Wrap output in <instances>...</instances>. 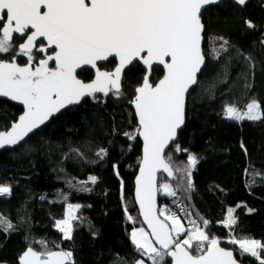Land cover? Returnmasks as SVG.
Segmentation results:
<instances>
[{"label": "trees", "instance_id": "1", "mask_svg": "<svg viewBox=\"0 0 264 264\" xmlns=\"http://www.w3.org/2000/svg\"><path fill=\"white\" fill-rule=\"evenodd\" d=\"M202 19L206 64L198 85L188 94L186 124L166 152L174 169L186 167L189 153L198 157L191 176L193 188L186 190L183 171L172 181L161 173L159 184L170 182L192 215L201 223V218L209 221V236L232 249L239 261L258 264L254 257L241 255L238 245L230 241L248 238L264 244V0H250L245 7L221 1L207 7ZM246 21L255 27H247ZM219 37L228 41L227 52L221 50ZM214 50L221 52L219 58ZM115 64L112 58L103 67L112 70ZM144 71L134 63L125 73L122 96L110 93L86 99L23 144L0 152V184L11 187V195L0 196V214L13 225L7 232L0 231V263L19 264L28 247L39 252L72 251L74 264H134L142 258L130 237L133 228L143 226L134 201L142 143L138 136L129 139L124 133L134 134L138 127L130 101ZM163 74L158 66L151 81ZM78 76L89 81L92 71L84 69ZM253 99L261 105V119L225 117V105L242 110ZM22 111L0 100V131L7 130ZM176 144L187 152H177ZM101 148L107 156H97ZM91 176L96 183H91ZM159 195L172 211V197ZM70 202L81 207L73 221L72 239L64 240L55 222L65 216ZM229 208L235 210L237 223L225 227L222 222ZM165 264H171L169 258Z\"/></svg>", "mask_w": 264, "mask_h": 264}, {"label": "snow or ice", "instance_id": "2", "mask_svg": "<svg viewBox=\"0 0 264 264\" xmlns=\"http://www.w3.org/2000/svg\"><path fill=\"white\" fill-rule=\"evenodd\" d=\"M219 2L0 0V55H11L10 60L0 58V97L19 101L25 108L10 130L0 131V148L19 144L55 113L79 105L86 97H94L96 93L107 96L110 92L122 96L125 69L134 63L143 65L144 75L130 101L138 127L134 134L124 135L129 139L143 138L135 196L143 222L150 231L134 228L131 241L137 253L147 257L151 264H165L168 257L172 264H238L233 251L221 247L220 240L205 231L207 219L201 218L203 227L189 220L192 227L186 229L175 212L156 207L157 192L177 196L171 183L158 185L157 173L176 179V173L183 171L181 179H186V190L193 188L191 176L198 157L189 153L186 167L174 169L171 154L166 155L165 149L176 140L185 122L186 94L198 85V74L205 66L202 17L208 5ZM235 3L244 5L246 0H235ZM246 25L255 27L251 21H246ZM17 39L22 42L16 44ZM219 39L223 41L221 50L227 52L228 41ZM261 43L264 44V39ZM214 53L215 58L220 57V51L214 50ZM18 58H26V62L21 65ZM110 58L118 59V64L112 70H102L97 62H108ZM245 59L252 66L251 57ZM84 66L95 70V78L90 82L78 78L77 70ZM158 66H163L164 75L155 83L150 82ZM224 115L230 120H259L261 105L255 99L246 104V110L228 104ZM175 150L187 152L179 144ZM96 154L104 157L108 152L101 148ZM89 180L94 184L97 178L91 176ZM10 193L9 185L0 184V195ZM80 207L68 204L66 217L55 222L62 239H72L73 221L79 218L76 213ZM234 211L227 210V219L222 222L225 227L237 223ZM127 218L135 223L131 215ZM12 228V223L0 214V231ZM230 242L238 245L241 255H250L258 264H264V244L260 241L233 238ZM19 264H74V260L72 251L39 252L28 247L19 257ZM134 264H145V260L141 258Z\"/></svg>", "mask_w": 264, "mask_h": 264}, {"label": "water", "instance_id": "3", "mask_svg": "<svg viewBox=\"0 0 264 264\" xmlns=\"http://www.w3.org/2000/svg\"><path fill=\"white\" fill-rule=\"evenodd\" d=\"M221 1H226V0H220V2ZM231 1H234L235 2V0H231ZM249 1L250 0H246V3L244 4V5H239V4H237V5H239L240 7H245V5L246 4H248L249 3ZM214 5H217V4H214ZM210 6H212V5H208L207 7H210ZM202 23L204 24V22H203V19H202ZM204 28H205V25H204ZM204 32H205V30H204ZM204 32L202 33V36H203V39H202V42H201V47H202V50L204 51ZM1 58V57H0ZM110 59H112V58H110ZM115 59V61H116V64H115V66L118 64V59H116V58H114ZM18 62V61H17ZM51 63V62H50ZM98 63V66H99V64L100 63H106V62H104V61H100V62H97ZM205 64H206V56H205ZM142 65V64H141ZM132 65H130L128 68H126L125 69V72H124V74H123V78H122V89H123V82H124V76H125V73H126V71L131 67ZM143 66V65H142ZM160 67H162L163 68V66H160ZM205 67V66H204ZM204 67L202 68V70L204 69ZM85 68H88V69H91V70H93L94 71V77H93V79L95 78V70L94 69H92L90 66H84L83 67V69H85ZM83 69H78L77 70V74L81 71V70H83ZM114 69V68H113ZM102 70H105V69H102ZM163 71H164V69H163ZM202 72V71H201ZM201 73H199L198 74V78H199V75H200ZM164 75V74H163ZM163 77V76H162ZM161 77V78H162ZM78 78L79 79H82V78H80L79 76H78ZM151 79H152V76L150 77V82H152L151 81ZM83 80V79H82ZM84 81V80H83ZM91 81V80H90ZM90 81H85V82H90ZM196 85H194L192 88H190L189 89V92L195 87ZM189 92H188V94H189ZM111 93V92H110ZM109 93V94H110ZM109 94L107 95V96H105L103 93H96L95 94V96L94 97H108L109 96ZM188 94H186V100H185V122H184V124L182 125V127H181V129L180 130H178V134H177V138H176V140L174 141V142H172L170 145H169V147L168 148H166L165 149V153L167 152V150L177 141V139H178V136H179V133H180V131L184 128V126H185V124H186V109H187V98H188ZM94 97H86V98H84L83 100H82V102L84 101V100H86V99H92V98H94ZM0 100H5V101H9V102H11V103H13V104H15V105H17V106H19V107H21L22 109H23V111H22V113L20 114V115H22L23 114V112L25 111V108H24V106L19 102V101H13V100H11L9 97H0ZM81 102V103H82ZM80 103V104H81ZM79 104V105H80ZM79 105H71V106H69V107H72V106H79ZM69 107H67L66 109H68ZM130 107L133 109V111H134V114H135V108H134V106L130 103ZM66 109H62L59 113H55L52 117H50L49 118V120L48 121H46L45 122V124L44 125H41V127L39 128V129H41L42 127H44V126H46V125H48V124H50V122L54 119V118H56L59 114H61L63 111H65ZM19 115V116H20ZM19 116H18V118H19ZM135 117H136V115H135ZM18 118H17V120H18ZM136 119H137V122H138V118L136 117ZM16 120V121H17ZM16 121H14V122H16ZM13 123V122H12ZM39 129H36V130H34V132L33 133H30L29 134V136L28 137H26L25 138V140L24 141H21L19 144H17V145H6L4 148H0V152L1 151H3V150H6V149H12V148H15V147H17V146H19V145H21V144H23L32 134H34L35 132H37ZM7 130H10V127L7 129ZM3 131H6V130H3ZM139 137V139H140V141H141V143H142V156H143V138L142 137H140V136H138ZM141 160H142V158H141ZM139 168H140V165H139ZM139 168H138V171H137V174H136V176H135V179H134V201H135V204H136V206H137V208H138V211H139V214H140V208H139V203L137 202V200H136V196H135V190H136V178H137V176L139 175ZM164 174L166 177H167V174L166 173H163V172H160V173H157V178H158V185H159V175L160 174ZM168 178V177H167ZM168 180L169 181H172L173 179L172 178H168ZM159 197H160V195H159V192H157V194H156V207H157V209H160L161 208V205H162V203L159 201ZM140 217H141V220H142V223H143V226L147 229V231H150L148 228H147V225L146 224H144V222H143V217H142V215L140 214ZM162 218V217H161ZM218 239V238H217ZM220 246L221 247H223V248H225L226 250H231V251H233L232 249H229V248H226V247H224V246H222L221 245V243H220ZM35 250V249H34ZM58 250H61V249H58ZM58 250H55V251H58ZM62 250H64V249H62ZM37 251V250H36ZM66 251V250H65ZM233 254H234V257L236 258V256H235V253H234V251H233ZM169 259H170V261H171V264H172V260H171V258L170 257H168ZM237 259V258H236ZM237 261H238V264H244V263H242L241 261H239L238 259H237ZM19 262V261H18Z\"/></svg>", "mask_w": 264, "mask_h": 264}, {"label": "built area", "instance_id": "4", "mask_svg": "<svg viewBox=\"0 0 264 264\" xmlns=\"http://www.w3.org/2000/svg\"><path fill=\"white\" fill-rule=\"evenodd\" d=\"M9 195H11V193L0 196H9ZM171 203L173 209L172 212H175L178 216L184 218L186 229H190L192 227V225L189 223V220H195L197 222V225L203 227L202 223L192 215L190 209L188 208L185 201L181 198L179 194H177L176 197H172ZM181 209H183V211Z\"/></svg>", "mask_w": 264, "mask_h": 264}, {"label": "rangeland", "instance_id": "5", "mask_svg": "<svg viewBox=\"0 0 264 264\" xmlns=\"http://www.w3.org/2000/svg\"><path fill=\"white\" fill-rule=\"evenodd\" d=\"M251 103V102H250ZM242 110H246V108L245 109H242ZM164 182H168V181H163L162 183H164ZM168 183H170V182H168ZM160 193H161V196L162 197H171V196H168V195H166L165 193H163L162 191H160ZM68 204H73V205H76V204H79L80 206H81V204L80 203H74V202H70V203H68ZM68 206V205H67ZM161 208H166V209H169V210H171V207L166 203V202H164V203H162V205H161ZM160 208V209H161ZM66 214H67V207H66V211H65V216L64 217H62V218H59V219H57V220H61V219H64L65 217H66ZM179 218L181 219V223L184 225V227H185V224H184V221H183V219L179 216ZM56 220V221H57ZM56 227V226H55ZM141 227H144V226H141ZM137 228H139V227H137ZM145 228V227H144ZM134 229V228H133ZM132 229V230H133ZM132 230H131V232H132ZM145 230L147 231V229L145 228ZM205 231H206V229H205ZM131 232H130V237H131ZM207 232V231H206ZM183 238V237H182ZM258 241V240H257ZM143 258V257H142ZM139 259H141V258H138L137 260H139ZM144 260H145V264H148V262H147V260H146V258H143ZM136 260V261H137ZM0 264H7V263H0Z\"/></svg>", "mask_w": 264, "mask_h": 264}, {"label": "flooded vegetation", "instance_id": "6", "mask_svg": "<svg viewBox=\"0 0 264 264\" xmlns=\"http://www.w3.org/2000/svg\"><path fill=\"white\" fill-rule=\"evenodd\" d=\"M21 42H22V41H21V40H18V39L15 41L16 44H19V43H21ZM49 51H51V50H49ZM4 56H5L7 59H9V60L11 59V55H10V54H5ZM0 57L3 58V55H0ZM38 58H42V56H38ZM110 60H111V59H110ZM110 60H109V61H110ZM17 61H18V63H20L21 65H23V64L26 62V58H18ZM109 61H108V62H109ZM108 62H106V63H108ZM106 63H100V64H99V67H101V69H105V68L103 67V65L106 64ZM85 69H88V68H85ZM83 70H84V69H83ZM89 70L92 71V78L90 79V80H92L93 77H94V71L91 70V69H89ZM105 70H106V69H105ZM81 71H82V70H81ZM90 80H89V81H90Z\"/></svg>", "mask_w": 264, "mask_h": 264}]
</instances>
